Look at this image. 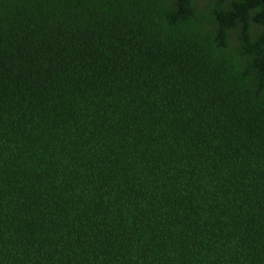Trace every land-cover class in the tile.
Returning a JSON list of instances; mask_svg holds the SVG:
<instances>
[{
    "label": "trees",
    "instance_id": "trees-1",
    "mask_svg": "<svg viewBox=\"0 0 264 264\" xmlns=\"http://www.w3.org/2000/svg\"><path fill=\"white\" fill-rule=\"evenodd\" d=\"M0 264H264V0H0Z\"/></svg>",
    "mask_w": 264,
    "mask_h": 264
}]
</instances>
